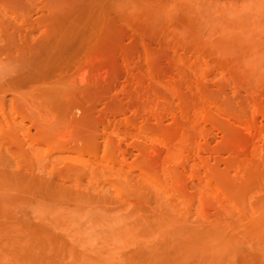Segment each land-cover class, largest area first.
I'll list each match as a JSON object with an SVG mask.
<instances>
[{"label": "rangeland", "instance_id": "1", "mask_svg": "<svg viewBox=\"0 0 264 264\" xmlns=\"http://www.w3.org/2000/svg\"><path fill=\"white\" fill-rule=\"evenodd\" d=\"M0 264H264V0H0Z\"/></svg>", "mask_w": 264, "mask_h": 264}]
</instances>
